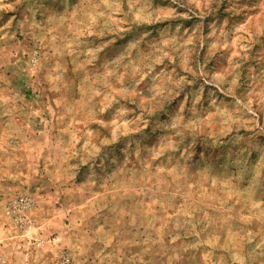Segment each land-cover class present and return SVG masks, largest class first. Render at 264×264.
Listing matches in <instances>:
<instances>
[{"label":"rangeland","instance_id":"rangeland-1","mask_svg":"<svg viewBox=\"0 0 264 264\" xmlns=\"http://www.w3.org/2000/svg\"><path fill=\"white\" fill-rule=\"evenodd\" d=\"M0 264H264V0H0Z\"/></svg>","mask_w":264,"mask_h":264},{"label":"built area","instance_id":"built-area-1","mask_svg":"<svg viewBox=\"0 0 264 264\" xmlns=\"http://www.w3.org/2000/svg\"><path fill=\"white\" fill-rule=\"evenodd\" d=\"M19 204L24 205V204H25L24 199H20V200H19Z\"/></svg>","mask_w":264,"mask_h":264}]
</instances>
